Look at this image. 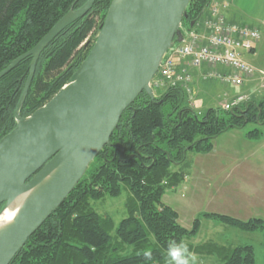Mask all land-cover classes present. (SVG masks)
I'll list each match as a JSON object with an SVG mask.
<instances>
[{"label":"trees","instance_id":"obj_1","mask_svg":"<svg viewBox=\"0 0 264 264\" xmlns=\"http://www.w3.org/2000/svg\"><path fill=\"white\" fill-rule=\"evenodd\" d=\"M86 1L0 0V71L35 46L69 9ZM212 1L190 0L180 25L182 34L204 19ZM111 2L95 0L83 17L46 44L19 116L26 117L45 104L76 71L92 48L88 39L99 31ZM30 63L31 56H26L0 78V139L15 127L14 110ZM163 89H154L152 98L142 91L124 109L110 143L90 161L64 202L9 264H167L170 242H183L190 248L187 241L200 221L195 218L190 230L177 222L176 210L162 202L166 179L183 176L190 167L187 153L210 152L213 140L224 131L252 123L257 126L245 135L258 140L263 132L258 125H264V97L252 98L232 110L211 106L197 112L183 88ZM123 185L129 188L133 201L117 224L90 208L89 200L119 197ZM203 215L243 232L260 231L264 264V219ZM145 251L151 252L150 260L145 259ZM220 260L218 264H255L254 248L233 246Z\"/></svg>","mask_w":264,"mask_h":264},{"label":"water","instance_id":"obj_2","mask_svg":"<svg viewBox=\"0 0 264 264\" xmlns=\"http://www.w3.org/2000/svg\"><path fill=\"white\" fill-rule=\"evenodd\" d=\"M95 0L69 9L35 46L1 69L0 78L31 56L14 110L15 127L0 139V211L37 188L0 232V264H9L75 188L90 161L110 143L121 113L146 92L163 54L182 41L180 25L190 0H112L92 48L45 104L19 116L46 44L83 17Z\"/></svg>","mask_w":264,"mask_h":264},{"label":"rangeland","instance_id":"obj_3","mask_svg":"<svg viewBox=\"0 0 264 264\" xmlns=\"http://www.w3.org/2000/svg\"><path fill=\"white\" fill-rule=\"evenodd\" d=\"M241 5L250 10H246L253 19L250 25L263 24L258 21L264 13V0H242ZM96 36L97 33L90 36V44ZM256 62L264 68V46ZM193 75V93L187 95V100L195 111L205 112L211 106L220 107V103L228 99L227 91H224V98L217 97L213 90L217 82L213 79L201 80L196 73ZM256 80L258 85L261 77ZM256 85H253L255 89ZM240 88L231 86L232 91ZM163 90H156V93ZM261 91L264 89L259 88L250 97H264ZM256 126L248 123L245 127L224 131L213 140L210 152L189 151L186 158L190 167L184 170L183 176L166 179L162 202L176 210L177 222L190 230L195 218L200 221L197 232L187 241L189 251L197 256V264H218L231 247L239 244L252 245L255 264H263V237L260 231L243 232L203 215L220 213L242 220L264 219V125H258L263 131L258 140L245 135L246 130ZM132 201L133 195L123 185L119 197L105 196L96 201L89 200L88 203L90 208L109 216L117 224L126 216V205Z\"/></svg>","mask_w":264,"mask_h":264},{"label":"built area","instance_id":"obj_4","mask_svg":"<svg viewBox=\"0 0 264 264\" xmlns=\"http://www.w3.org/2000/svg\"><path fill=\"white\" fill-rule=\"evenodd\" d=\"M209 6L204 19L185 31L182 41L163 54L151 88L179 86L191 96L193 70H198L201 80L216 79L232 87H242L248 78L257 75V68L247 62L244 53L250 52L260 40V31L246 24L228 23L221 12L225 7L222 3L212 1ZM259 76V88L264 89V73ZM250 100V94L238 93L225 98L220 108L232 110Z\"/></svg>","mask_w":264,"mask_h":264},{"label":"crops","instance_id":"obj_5","mask_svg":"<svg viewBox=\"0 0 264 264\" xmlns=\"http://www.w3.org/2000/svg\"><path fill=\"white\" fill-rule=\"evenodd\" d=\"M241 1L242 0H213V2H219L222 3L225 7L221 9V12L223 14V17H225L226 21L228 23H237V24H246L248 27H256L261 35H260V40L258 42H256L254 48L250 51V52H245L244 53V57L247 60V62L251 63L254 67L257 68V72L255 74V77H250L248 78L243 86L240 88V90H236V91H232L231 86L228 85H224L223 83H219L216 79H213V81L219 83V85H213V90H215V94L217 95V97L221 96L223 94H225L224 91L229 92V97H233V95L238 94V93H244V91L250 95H254V93H256L257 90H259V85H256V79L261 73H264V68L261 67V65H259L256 60L257 58L260 56V51L261 48L264 46V13L263 15H261L259 17V21L258 22H262L263 24H251V21L253 20L251 17H249L247 15V11H250L249 9L244 8L241 5ZM248 22V23H247ZM253 58V59H252ZM193 73H196L198 76V70H193L192 72V76ZM195 77V76H194ZM253 85H256V89ZM242 91V92H240ZM210 92H214L211 91ZM209 92V93H210ZM262 94L264 93V91H261ZM255 99V98H254ZM246 149V148H245Z\"/></svg>","mask_w":264,"mask_h":264},{"label":"clouds","instance_id":"obj_6","mask_svg":"<svg viewBox=\"0 0 264 264\" xmlns=\"http://www.w3.org/2000/svg\"><path fill=\"white\" fill-rule=\"evenodd\" d=\"M143 255L146 260L151 259L150 251H145ZM166 255L168 258L167 264H197L196 254L190 252L187 245L183 242H170L166 250Z\"/></svg>","mask_w":264,"mask_h":264},{"label":"bare ground","instance_id":"obj_7","mask_svg":"<svg viewBox=\"0 0 264 264\" xmlns=\"http://www.w3.org/2000/svg\"><path fill=\"white\" fill-rule=\"evenodd\" d=\"M38 188L39 187L18 195L13 202L9 203L5 209L0 211V232L12 224L13 219L18 214V209L29 200L31 194Z\"/></svg>","mask_w":264,"mask_h":264}]
</instances>
